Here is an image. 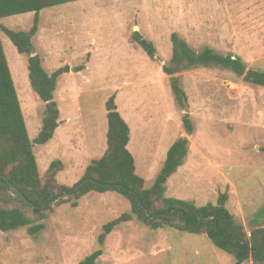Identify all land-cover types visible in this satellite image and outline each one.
<instances>
[{
  "label": "rangeland",
  "instance_id": "obj_1",
  "mask_svg": "<svg viewBox=\"0 0 264 264\" xmlns=\"http://www.w3.org/2000/svg\"><path fill=\"white\" fill-rule=\"evenodd\" d=\"M245 4H251L249 14ZM260 8L264 11V0H81L42 10L31 40L34 52L48 74L69 68L53 93L59 126L48 143L32 148L42 181L51 162L58 161L55 181L71 188L91 161L103 156L105 105L114 96L129 127L127 149L144 187L152 186L171 145L185 137L187 156L168 179L164 196L199 207L215 204L227 193V210L249 234L251 221L264 208V88L221 68L185 71L175 76L185 95V111L162 67L171 58L170 35L177 33L196 52L208 47L240 58L246 70L264 72V16L256 15ZM33 18L34 13L4 17L0 26L25 32ZM136 31L153 43L154 60L128 42ZM0 40L33 141L44 103L30 87L27 56L18 54L1 30ZM184 116L192 135L184 130ZM72 202L41 221L27 210L34 224L44 225L34 235L26 227L0 232V264H79L99 249L96 264H234L205 235L151 230L136 219L115 227L100 246L102 227L132 215L130 202L116 192H90L75 208Z\"/></svg>",
  "mask_w": 264,
  "mask_h": 264
},
{
  "label": "trees",
  "instance_id": "obj_2",
  "mask_svg": "<svg viewBox=\"0 0 264 264\" xmlns=\"http://www.w3.org/2000/svg\"><path fill=\"white\" fill-rule=\"evenodd\" d=\"M81 0H0V19L4 17L34 13L33 25L29 31H12L0 26V30L9 38L20 55L27 56L29 84L33 92L44 103L43 118L37 137L30 141L26 125L17 99L14 84L0 40V232L9 233L27 228L29 235L43 231L44 225L34 224L27 216V210L36 220H45L53 209L68 203L77 207V201L90 192H116L124 196L131 204L132 215L123 214L102 227L98 244L102 246L106 237L122 223L133 219L143 223L151 230L171 228L180 233L199 236L205 235L219 251L231 256L234 264L251 261L252 264H264V208L251 221L249 234L242 224L236 221L225 204L227 193L218 196L216 203L195 206L192 202L175 198H166V183L181 167L188 153L187 138H179L168 149L163 166L150 188L144 187V180L136 175L134 159L127 149L130 131L126 122L117 111L115 97L106 102L107 133L106 151L97 160L86 167L83 177L71 188L59 185L55 181L60 171V162L53 161L46 171L45 181L39 176L33 154V145H45L54 135L59 123V110L53 100L57 79L68 73L64 66L51 74L44 71L40 58L31 44L38 32L39 14L42 10ZM131 43L139 46L150 60L155 59L156 50L151 41L145 40L139 32H133ZM171 58L162 72L170 77V88L180 103L185 97L175 77L185 71L198 68H221L229 70L243 81L264 88V72L246 70L240 58L232 55H220L206 47L196 52L182 40L177 33L170 35ZM78 72L80 70H76ZM187 135L193 128L188 116L182 120ZM92 179L77 192L74 188L83 180ZM8 183L15 186L25 197L23 201L13 192ZM104 185H120L121 188H105ZM138 201L148 215H144ZM134 215V216H133ZM161 215L159 218L152 216ZM102 250H96L79 264H96Z\"/></svg>",
  "mask_w": 264,
  "mask_h": 264
},
{
  "label": "water",
  "instance_id": "obj_3",
  "mask_svg": "<svg viewBox=\"0 0 264 264\" xmlns=\"http://www.w3.org/2000/svg\"><path fill=\"white\" fill-rule=\"evenodd\" d=\"M182 103L184 104V109L185 111H189L188 106L186 104V100L183 98L182 99ZM88 182H92V179H86L81 181L75 188L74 191L77 192L84 184L88 183ZM8 186L10 187V189L15 192L23 201L26 202L25 197L23 196V194L12 184L8 183ZM105 188H121L120 185H104ZM131 194H133L135 196V199L138 202L139 207L143 210L144 215H148V213L146 212L144 206L138 201V197L135 195V193L133 191H129ZM159 218L161 217V215H157V216H152L151 218Z\"/></svg>",
  "mask_w": 264,
  "mask_h": 264
},
{
  "label": "crops",
  "instance_id": "obj_4",
  "mask_svg": "<svg viewBox=\"0 0 264 264\" xmlns=\"http://www.w3.org/2000/svg\"><path fill=\"white\" fill-rule=\"evenodd\" d=\"M250 6H251V4H250ZM250 6H248V5H246V4L244 5V8H246V10L248 11V14L250 13ZM263 14H264V11H263L262 8H260V12H259L258 14H256V15H257V16H264ZM256 15H255V16H256ZM257 16H256V17H257ZM129 38H130V37H129ZM129 38H128V42L131 43V42L129 41Z\"/></svg>",
  "mask_w": 264,
  "mask_h": 264
}]
</instances>
